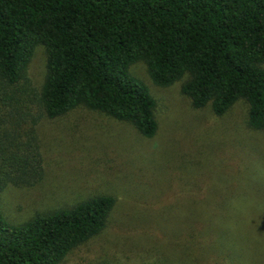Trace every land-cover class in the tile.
<instances>
[{"label":"trees","instance_id":"1","mask_svg":"<svg viewBox=\"0 0 264 264\" xmlns=\"http://www.w3.org/2000/svg\"><path fill=\"white\" fill-rule=\"evenodd\" d=\"M38 48L36 87L28 69ZM137 62L156 86L181 81L191 105L216 118L242 101L248 128L264 130V0H0V196L43 180L41 118L87 108L154 136L156 100L132 74ZM114 205L97 192L15 225L0 205V264H61Z\"/></svg>","mask_w":264,"mask_h":264},{"label":"rangeland","instance_id":"2","mask_svg":"<svg viewBox=\"0 0 264 264\" xmlns=\"http://www.w3.org/2000/svg\"><path fill=\"white\" fill-rule=\"evenodd\" d=\"M44 60L38 48L28 69L36 87ZM131 72L156 100L155 135L87 108L41 118L44 178L1 193L6 220L107 192L106 227L61 264H264V130L248 128L242 101L216 118L191 105L181 81L156 86L143 62ZM178 181L189 195L177 196Z\"/></svg>","mask_w":264,"mask_h":264}]
</instances>
